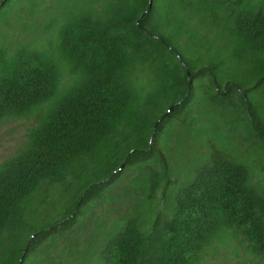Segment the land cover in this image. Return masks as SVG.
<instances>
[{
  "label": "trees",
  "instance_id": "1",
  "mask_svg": "<svg viewBox=\"0 0 264 264\" xmlns=\"http://www.w3.org/2000/svg\"><path fill=\"white\" fill-rule=\"evenodd\" d=\"M101 1L63 0L53 40L22 44L0 72V122L50 104L27 145L0 165V246L6 229L14 238L19 226L26 228L0 264H23L48 238L70 230L118 170L156 158L166 176L165 158L150 139L187 107L197 79L207 80L213 104L240 106L264 141V0H108L98 11ZM183 38L198 57L178 48ZM217 42L227 54L213 49ZM137 64L154 67L159 101L170 97L162 110L168 114L146 117L136 109ZM128 131L139 138L117 140ZM156 187L153 178L149 189ZM58 192H71L60 214L37 220ZM221 229L238 230L264 261L263 194L248 167L213 144L180 191L172 219L157 217L145 230L125 218L98 262L195 264Z\"/></svg>",
  "mask_w": 264,
  "mask_h": 264
},
{
  "label": "rangeland",
  "instance_id": "2",
  "mask_svg": "<svg viewBox=\"0 0 264 264\" xmlns=\"http://www.w3.org/2000/svg\"><path fill=\"white\" fill-rule=\"evenodd\" d=\"M62 1H2L0 72L22 44L29 42L43 46L48 40H53L56 23L65 13L61 8ZM108 5V0H102L94 8L104 10ZM185 42L183 38L176 45L189 57H198L199 54L185 46ZM214 46L227 54L222 44L214 43L213 49ZM209 54L205 59L212 58ZM155 72L154 67L138 64L132 70L135 106L146 117L168 114L167 111L162 113V110L170 97L167 95L159 101L162 94L157 93ZM62 83V87L69 83L66 76ZM192 90L194 97L187 107L165 121L157 140L150 139V144L157 143L165 158L166 176L156 158L118 170L117 177L108 181L99 196L83 209L70 230L48 238L28 255L23 264H99L98 254L103 244L125 218L138 219L145 230L157 217L160 221H170L178 207L180 191L190 182L195 167L213 144L248 167L252 184L264 198V141L250 129L247 115L238 105L213 104L209 99L212 93L207 80H195ZM260 101L264 119V98ZM49 108V103L43 104L24 118L0 122V165L22 151L30 133L39 126ZM133 135V131H128L117 140L124 142L130 138L132 141L134 137L136 141L139 137ZM85 177L86 174L82 178ZM153 178L157 181V187L151 192L149 185ZM80 183L76 181L74 187ZM70 193H55L38 211L36 219L51 220L57 217ZM25 232V226L21 225L12 238L6 229L0 246V259L15 239L24 237ZM195 264H264V261L253 254L249 243L238 230L221 229L198 254Z\"/></svg>",
  "mask_w": 264,
  "mask_h": 264
}]
</instances>
